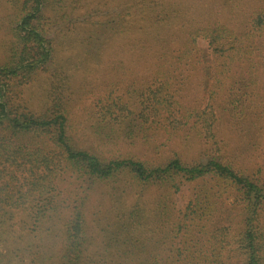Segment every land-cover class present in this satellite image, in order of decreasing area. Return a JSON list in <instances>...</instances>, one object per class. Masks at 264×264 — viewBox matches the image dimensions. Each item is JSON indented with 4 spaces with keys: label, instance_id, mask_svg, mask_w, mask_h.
<instances>
[{
    "label": "trees",
    "instance_id": "trees-1",
    "mask_svg": "<svg viewBox=\"0 0 264 264\" xmlns=\"http://www.w3.org/2000/svg\"><path fill=\"white\" fill-rule=\"evenodd\" d=\"M8 1L17 11L0 61V240L8 251L26 246L3 226L21 209L34 234L61 226V238H34L39 264H264V0ZM119 33L139 45L149 74L138 80L133 59L113 61L126 89L98 100L97 127L111 131L107 118H126L121 133L131 141L203 137L199 155L106 156L76 137L67 72L103 59ZM38 72L52 83L41 112L19 102L20 82ZM188 72L200 75L201 97L184 93ZM225 123L239 145L221 134ZM104 196L110 218L100 217L96 238L89 204Z\"/></svg>",
    "mask_w": 264,
    "mask_h": 264
},
{
    "label": "rangeland",
    "instance_id": "rangeland-1",
    "mask_svg": "<svg viewBox=\"0 0 264 264\" xmlns=\"http://www.w3.org/2000/svg\"><path fill=\"white\" fill-rule=\"evenodd\" d=\"M205 0H192V3L204 2ZM211 3L215 2L214 0H209ZM17 18L16 7L9 2L8 0H0V61L3 59L4 54L7 51V46L11 39L9 34V26ZM113 33V32H112ZM122 35V34H121ZM108 37V35H107ZM131 36H126L123 34L120 36V33L112 37V40L109 44L108 51L103 59L99 61L91 62L89 64L85 63V67L82 65L79 66L76 70H70L68 73V82L70 87L74 91L73 98L71 102V108H73V123L77 127L76 137L80 138V141L88 146H92L93 149L101 152L106 156H115L119 154H128L136 155L140 158L154 160L158 156H166L172 154L174 150L179 151L181 154H184L187 159H190L193 155H199L202 150L207 145L205 143L206 139L198 138L195 136H190L187 139L180 138L176 141L172 140L171 142H166V145L163 144L164 139L160 136H155L151 141L145 142L142 139H128L124 136V125H128L127 119L124 122L120 123L117 119H106L109 121L112 130L110 131L109 127H103V131L100 130L97 126V122L102 121L100 118V113L96 112L95 108L98 100L104 99L109 93L113 96H118L121 92L124 93L126 85L123 82L119 83L122 80V73L119 75V72H115L113 69V61L121 60V57H128L133 61L134 65V76L138 80H143L148 73V68L150 62L148 60L137 61L139 56V45L135 43V47L132 46L130 38ZM96 45H99L100 40H103V35L99 34L96 38ZM95 39V40H96ZM151 42H146L150 44ZM141 44H143L141 42ZM200 47L205 49L206 52H209V45L206 39L200 38L198 40ZM105 60L109 62H104ZM102 61V62H101ZM58 63L61 64V58L58 60ZM55 65H51V69H54ZM188 76L190 73L188 72ZM183 77V75H182ZM50 74L45 72H38L29 79H25L20 82V90L22 92V97L19 100L20 104H27L30 109L35 110L36 112H41L44 110V106L48 105L47 97H50L49 94L51 89L50 85ZM200 75L190 76L188 79L187 92L189 94V89H194L189 95L191 98L194 95H200L201 97V87L199 86ZM179 84H176L177 86ZM182 86V85H180ZM182 89V87H180ZM195 99V98H194ZM193 99V101H194ZM189 100H191L189 98ZM189 102V101H188ZM136 110V107L133 108ZM99 111V110H98ZM138 112V111H137ZM122 117V116H121ZM119 122V123H117ZM100 130L101 133L95 132ZM227 124H222L220 127L221 134L231 140L232 147L239 145L240 138L231 137L232 133L229 132ZM113 133V134H111ZM264 140V137H263ZM159 145L161 148H156V145ZM259 146H257L258 148ZM256 148V150H257ZM260 153L263 152L264 156V147L258 149ZM257 153V152H256ZM259 153V152H258ZM188 186H185L182 192L175 195L177 205L182 206L187 201L189 195ZM148 196V195H147ZM131 201L130 198H128ZM121 200L124 202V198ZM132 202V201H131ZM98 203H101L99 205ZM125 205V203H124ZM112 206L109 198L103 197L101 200H92L89 204L90 212L89 214L93 218L92 228L95 230V237L102 238L103 232L102 229H105V219L110 218L107 212V208ZM93 211H99L97 214H92ZM14 218L6 221L4 224L5 230H10V235L18 236L24 241L23 245H26L23 249L17 252H9L5 245L6 242L0 240V264H39V254H37V248L35 246L36 240L34 238H61V226L51 225L50 228H40L38 230V235L30 231L32 225L31 217L25 210L18 209L15 212ZM0 215L2 213L0 212ZM264 218V215H263ZM45 226H49L46 224ZM239 225L232 226L229 230L228 237L235 238V234L238 231ZM7 249V252H6ZM14 247L10 250H13ZM232 254V253H231ZM229 255V254H227ZM226 255V256H227ZM225 256V257H226ZM228 260V259H227ZM230 260V259H229ZM234 260V259H232Z\"/></svg>",
    "mask_w": 264,
    "mask_h": 264
}]
</instances>
